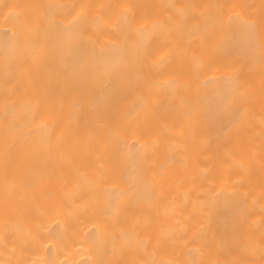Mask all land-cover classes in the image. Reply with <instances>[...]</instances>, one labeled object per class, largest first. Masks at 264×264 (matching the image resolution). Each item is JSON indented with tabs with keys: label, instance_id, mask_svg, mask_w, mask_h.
I'll list each match as a JSON object with an SVG mask.
<instances>
[{
	"label": "bare ground",
	"instance_id": "1",
	"mask_svg": "<svg viewBox=\"0 0 264 264\" xmlns=\"http://www.w3.org/2000/svg\"><path fill=\"white\" fill-rule=\"evenodd\" d=\"M212 3L260 0H0V235L7 208L23 241L13 259L264 264V34L191 36L185 6ZM47 4L84 6L94 49L62 48L55 25L70 17ZM78 57L95 79L73 92Z\"/></svg>",
	"mask_w": 264,
	"mask_h": 264
},
{
	"label": "snow or ice",
	"instance_id": "2",
	"mask_svg": "<svg viewBox=\"0 0 264 264\" xmlns=\"http://www.w3.org/2000/svg\"><path fill=\"white\" fill-rule=\"evenodd\" d=\"M10 7V6H6ZM39 7V6H33ZM46 9L45 14L50 17H55L58 11H64L67 13V17H70L69 23L56 24L55 27L59 33H62V39L60 41L61 47L66 49L82 48L86 43L94 49V43L91 41V33L88 31L87 22L83 15H81L82 5H66V4H47L43 6ZM92 7V6H89ZM116 7V6H105ZM186 8L191 10L190 19L193 21L190 34L193 37L205 36L206 39L212 40L220 35H227L229 33L246 32L255 34L259 30L264 34V0H260L258 6L247 3H212V4H192L186 5ZM99 20V17H94L92 24L95 25ZM122 24L129 23L128 14L119 21ZM99 36L96 37L98 42ZM87 61L83 57H78L73 60L72 65L67 70L66 85L73 92H80L84 88L88 87L95 79V74L88 70L86 67ZM233 83V97L225 98L222 107H227L234 99L235 94L241 91V87L237 84L235 78ZM261 92L264 95V83L261 85ZM5 114L10 116L12 121L20 119L17 117L13 110H10L7 103L4 107ZM30 115V122L35 123L39 119L38 115ZM97 119H105L106 113H98ZM264 124V121H262ZM14 126V123L13 125ZM37 129L41 132L47 140V128L44 124H36ZM123 194L117 195V204L113 205L114 209H118V201ZM234 204V212L238 218L247 220L250 218V214L247 212V196L246 194L237 195ZM176 205L172 202L169 208L164 209L165 215H174ZM179 223V221H177ZM9 217L7 215V208L4 218L3 235H0V245L3 246V250L8 252V260H0V264H28L27 261L21 259H13L17 251H23V241L19 238H14L9 231ZM183 233V234H181ZM169 239L174 240H186L187 231L184 229L173 230L168 234ZM11 242V243H10ZM146 247L147 242H142ZM260 254L262 261H264V242L260 248ZM118 264V262H117ZM154 264H171L168 261H155ZM189 264H213L207 260H191ZM218 264V262H216ZM233 264H244V262H233Z\"/></svg>",
	"mask_w": 264,
	"mask_h": 264
}]
</instances>
